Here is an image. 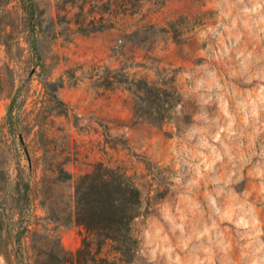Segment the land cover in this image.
Masks as SVG:
<instances>
[{
  "label": "clouds",
  "instance_id": "9594fccd",
  "mask_svg": "<svg viewBox=\"0 0 264 264\" xmlns=\"http://www.w3.org/2000/svg\"><path fill=\"white\" fill-rule=\"evenodd\" d=\"M194 3L195 12L168 22L171 32L132 28L119 37L147 53L139 62L111 57L54 78L58 101L81 93L98 104L116 65L117 83L136 102L130 122L78 108L57 117L66 118L68 136L73 126H104L126 153L133 175H121L112 200L126 225L117 264H264V0ZM22 159L20 169L5 168L10 188L27 174ZM40 211L13 216V229L36 222L45 225L41 236L58 231L48 227L56 221L47 205ZM27 259L0 250V264Z\"/></svg>",
  "mask_w": 264,
  "mask_h": 264
},
{
  "label": "rangeland",
  "instance_id": "374dc122",
  "mask_svg": "<svg viewBox=\"0 0 264 264\" xmlns=\"http://www.w3.org/2000/svg\"><path fill=\"white\" fill-rule=\"evenodd\" d=\"M35 1L43 30L40 59L27 42V16L23 13L21 1L0 0V45L4 46L5 53L0 57V172L10 166L20 169L23 158L22 166L28 171L20 174L24 177L31 175L30 207L39 217L43 215L39 206L45 181L43 175L52 180L51 176L59 166L73 176L71 183L56 186L59 197L72 196L76 179L92 173L99 163L129 177L133 175L125 168L124 149L107 139L104 126L88 132L73 126L68 136L65 133L66 118H57L72 108H78L81 112L102 113L105 120L130 122L135 100L122 90L124 86L116 82L110 86L106 79L104 83L109 90L106 98L98 104H87L90 97L81 93H62L61 102L56 99L54 78L70 68L86 67L94 71L111 57L139 62L147 53L135 51L137 45L120 40L122 34L132 28L151 27L171 32L168 22L195 12L198 5L194 0H143L124 15H119L116 0ZM108 1L110 11L104 6ZM100 15L107 19V25L113 26L89 34L78 32L82 23L87 27L90 20H97ZM174 60L177 65L184 63L179 58ZM117 67L113 65L112 71ZM13 98H16L14 116L19 125L18 132L23 135L32 168L24 149L17 141L18 147L14 146L8 134L6 119ZM18 178L19 175L16 182ZM83 234L84 230L78 226L62 228L60 237L65 249L76 253L82 245ZM4 235L5 232H0V250L3 251L6 249ZM27 241L30 244V240ZM104 254L110 257L107 264H117L119 257L109 247Z\"/></svg>",
  "mask_w": 264,
  "mask_h": 264
},
{
  "label": "trees",
  "instance_id": "16d2710c",
  "mask_svg": "<svg viewBox=\"0 0 264 264\" xmlns=\"http://www.w3.org/2000/svg\"><path fill=\"white\" fill-rule=\"evenodd\" d=\"M23 13L27 16L28 44L33 54L40 59L39 45L43 35L38 6L35 0H20ZM119 8V15H124L132 8H135L141 0H116ZM110 11L109 1L104 4ZM97 24H100L98 27ZM85 24L79 27L78 32L89 34L103 31L112 24L107 25V19L100 15L95 20H90L87 27ZM112 76L107 79V84L111 86L113 82L123 80L119 72L111 71ZM125 87V86H124ZM153 103L158 100L153 98ZM16 98H13L7 112V130L12 144L24 149L29 167L32 168V161L27 153L23 135L19 134V125L14 116ZM136 109V102L134 111ZM16 141L19 143L17 145ZM0 182V232H5V251L16 258L28 257L25 264H107L109 255L104 254L106 248L117 255L126 251L124 245L119 240L121 229L125 225V217L122 211L113 207V194L123 187V177L125 173L109 168L103 163L95 166L92 173L79 176L74 184V194L72 196L60 195L56 191V186L71 183L73 176L62 166L51 176L52 180L45 177L44 186L40 192V204L47 205L56 221L55 225H49L50 230L45 234L43 223H32L26 229H13V216L17 219L30 209L32 186L30 183L31 175L24 177L19 174L18 181L12 188L9 187L8 174L1 171ZM20 176H23L21 179ZM128 176V175H127ZM129 177V176H128ZM14 189V190H13ZM130 198L135 200L136 194L131 192ZM78 226L84 230L82 245L76 252L65 249L60 230ZM27 233V235H26ZM3 236V235H1ZM30 240V244L28 241Z\"/></svg>",
  "mask_w": 264,
  "mask_h": 264
}]
</instances>
